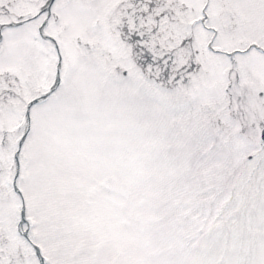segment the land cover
<instances>
[{
    "label": "snow or ice",
    "instance_id": "6c2138e0",
    "mask_svg": "<svg viewBox=\"0 0 264 264\" xmlns=\"http://www.w3.org/2000/svg\"><path fill=\"white\" fill-rule=\"evenodd\" d=\"M0 264H264V0H0Z\"/></svg>",
    "mask_w": 264,
    "mask_h": 264
}]
</instances>
